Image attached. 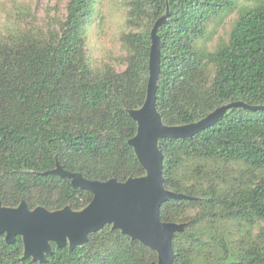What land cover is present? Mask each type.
Returning <instances> with one entry per match:
<instances>
[{"label":"trees","instance_id":"16d2710c","mask_svg":"<svg viewBox=\"0 0 264 264\" xmlns=\"http://www.w3.org/2000/svg\"><path fill=\"white\" fill-rule=\"evenodd\" d=\"M235 4L133 0V13L147 26L125 36L126 68L98 76L86 66L83 49L93 0H69L58 33L0 45L1 203L13 207L24 200L29 208L49 210L86 206L90 191L73 187L68 177L44 173L57 162L92 180L124 181L145 173L128 144L137 124L127 110L144 101L150 30L167 6L158 28L156 107L163 122L196 121L231 101L264 105V6L241 10L227 43L214 51L196 46L207 24ZM158 144L165 187L194 197L160 206L162 220L184 223L172 239L174 264H264V246L234 237L237 227L264 222V109L233 107L191 138H161ZM22 255L19 235L8 244L0 234V264H151L157 259L154 250L110 225L89 233L72 251L52 243L45 262Z\"/></svg>","mask_w":264,"mask_h":264},{"label":"water","instance_id":"95a60500","mask_svg":"<svg viewBox=\"0 0 264 264\" xmlns=\"http://www.w3.org/2000/svg\"><path fill=\"white\" fill-rule=\"evenodd\" d=\"M168 15L155 20L150 30L148 79L142 105L127 112L137 124L136 133L128 144L142 165L145 173L119 181L87 179L80 172L64 169L58 162L53 173L68 177L75 188L92 193L90 202L79 210L69 205L49 210L44 206L29 208L24 200L17 206H5L0 201V234L8 244L19 235L23 242V257L45 262L52 253V243L67 246L72 251L76 245L88 241V234L110 225L131 239L138 240L157 253L151 264H174L172 239L176 232H183L184 223L164 221L160 206L171 199H193L182 192L168 189L163 180V153L159 148L161 138H191L195 133L217 122L229 109H264V105H251L242 100L224 103L202 118L183 124H165L156 107L160 77L161 45L158 28Z\"/></svg>","mask_w":264,"mask_h":264},{"label":"rangeland","instance_id":"374dc122","mask_svg":"<svg viewBox=\"0 0 264 264\" xmlns=\"http://www.w3.org/2000/svg\"><path fill=\"white\" fill-rule=\"evenodd\" d=\"M235 6L211 20L204 35L196 40L197 48L214 51L227 43L229 32L241 10L254 6H264V0H235ZM69 0H0V45L26 41L25 38L48 37L61 30L67 16ZM133 0H93L90 19L84 24V57L86 66L94 76L102 75L107 69L123 71L127 66L125 36L130 32L144 30L147 22L133 13ZM213 75L210 65L208 81ZM236 171L238 165L230 163ZM256 172V171H255ZM257 173V172H256ZM248 177L241 178L244 180ZM208 178L202 179V186L208 185ZM189 183L195 184V180ZM232 227V225H231ZM234 231V229H233ZM237 241L264 246V222L243 224L234 232Z\"/></svg>","mask_w":264,"mask_h":264}]
</instances>
